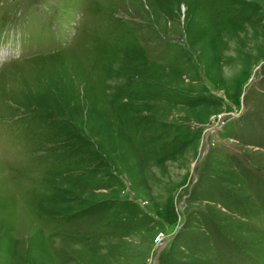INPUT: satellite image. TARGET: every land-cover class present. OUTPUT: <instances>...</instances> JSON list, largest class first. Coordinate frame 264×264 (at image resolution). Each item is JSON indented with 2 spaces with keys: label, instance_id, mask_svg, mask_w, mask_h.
<instances>
[{
  "label": "rangeland",
  "instance_id": "rangeland-1",
  "mask_svg": "<svg viewBox=\"0 0 264 264\" xmlns=\"http://www.w3.org/2000/svg\"><path fill=\"white\" fill-rule=\"evenodd\" d=\"M0 264H264V0H0Z\"/></svg>",
  "mask_w": 264,
  "mask_h": 264
},
{
  "label": "snow or ice",
  "instance_id": "snow-or-ice-1",
  "mask_svg": "<svg viewBox=\"0 0 264 264\" xmlns=\"http://www.w3.org/2000/svg\"><path fill=\"white\" fill-rule=\"evenodd\" d=\"M158 242H161V241H160V238H158Z\"/></svg>",
  "mask_w": 264,
  "mask_h": 264
},
{
  "label": "water",
  "instance_id": "water-1",
  "mask_svg": "<svg viewBox=\"0 0 264 264\" xmlns=\"http://www.w3.org/2000/svg\"><path fill=\"white\" fill-rule=\"evenodd\" d=\"M211 129V128H210Z\"/></svg>",
  "mask_w": 264,
  "mask_h": 264
}]
</instances>
